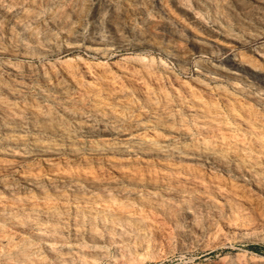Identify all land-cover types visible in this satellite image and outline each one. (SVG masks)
<instances>
[{
    "label": "bare ground",
    "instance_id": "obj_1",
    "mask_svg": "<svg viewBox=\"0 0 264 264\" xmlns=\"http://www.w3.org/2000/svg\"><path fill=\"white\" fill-rule=\"evenodd\" d=\"M57 3L0 0V54L16 59L0 61V262L30 264L31 237L69 262L51 244L65 226L99 227L122 253L156 245L164 222L180 248L222 226L264 230V0H100L107 33L85 35L89 61L46 58L83 36L87 0ZM129 41L181 69L193 53L226 55L196 61L189 83L141 54L112 68L108 52Z\"/></svg>",
    "mask_w": 264,
    "mask_h": 264
},
{
    "label": "rangeland",
    "instance_id": "obj_2",
    "mask_svg": "<svg viewBox=\"0 0 264 264\" xmlns=\"http://www.w3.org/2000/svg\"><path fill=\"white\" fill-rule=\"evenodd\" d=\"M63 2L64 0H58L57 4ZM87 2V10L80 16L79 19H77V26L80 27V31L83 35L81 36L82 40L79 41V47L67 53L63 50L62 43L59 42L57 50L48 53L46 58L53 60L55 58H64L65 56L75 58L77 55H80L84 60H92V54L83 47L85 35L91 31H95L100 34L107 33L105 29L106 27L104 26V20L108 16L109 9L105 5H100L101 7H98L100 0H87ZM50 7L51 6H45L41 9L39 14L45 17L47 12L50 10ZM232 27L234 28V26ZM16 31L18 32L17 29ZM56 31L57 30H55V32ZM132 41H129L126 46H113L110 49L107 59L110 60L108 62L112 68H114V64H116V62L127 64L131 61L129 57L141 54L147 58L152 57L158 70H162V66L160 64V61H162L170 71H173V74L186 82L192 83V78L199 76V74L195 71L196 61L204 59H223L226 55V52L222 50L193 53L189 66L186 69H181L176 62L166 56L163 50L147 46L138 47L133 45ZM253 45L254 43L250 42L238 47L237 49L245 51L246 48L252 47ZM7 59L11 61L16 60L13 56L0 54V61ZM98 59H103V57L99 55ZM25 60L30 63H39L41 58L37 59V57H32L31 59V57H27ZM7 177H9V175H7L6 178ZM208 221L209 219L207 220L206 218H201L200 221L205 231H207L209 223L211 222ZM237 226V230L235 231L227 230L224 226H222L219 236L210 243L206 238H202L198 242H193L190 245H187V247L180 248L179 235L177 232H174L176 231V228L169 222H164L160 228L158 237H155L156 235L154 236V240L157 242L155 243L156 245H154L156 247L153 246L154 248L151 247L152 249L149 247L146 251H138L135 253H122L118 247L125 245V241H119L114 238L108 239L106 235L103 234L105 231L99 227L95 230L93 229L92 232L96 233L95 236L91 237L88 234L74 236L71 226H65L63 230L58 233V238L53 240L51 244H53V247L68 248L72 251L69 252V254L73 258L70 259L69 262H62L59 260V257L56 258L59 253L55 256L51 252H48L43 246V240L34 237L27 239L32 241L33 245H35L34 249H36L33 254L29 255L30 257H27L31 263L27 260V258H25L26 260H23L22 262H29L30 264H57V262L59 264H249L250 262H260L261 264H264V230H261L259 224H256L254 234L250 237H240L238 235L242 224L239 223ZM197 237L198 235H196V239ZM140 254L143 256L139 259L137 257ZM32 255L34 256L32 257ZM36 260H40V263H37L39 261ZM54 260H57V262H54ZM0 264L8 263L2 261ZM16 264H18V262ZM19 264L21 263L19 262Z\"/></svg>",
    "mask_w": 264,
    "mask_h": 264
}]
</instances>
